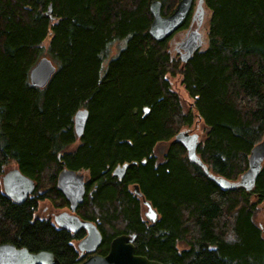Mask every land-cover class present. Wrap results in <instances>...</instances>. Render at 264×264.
Segmentation results:
<instances>
[{
    "label": "trees",
    "instance_id": "obj_1",
    "mask_svg": "<svg viewBox=\"0 0 264 264\" xmlns=\"http://www.w3.org/2000/svg\"><path fill=\"white\" fill-rule=\"evenodd\" d=\"M153 1L0 0V244L50 251L62 264L90 256L75 245L85 230L35 218L44 200L69 207L57 187L65 166L88 175L77 214L101 231L99 254L135 234L136 254L163 264H264V164L251 192L223 189L175 141L196 117L208 128L198 154L209 170L230 181L247 170L264 135V0H205L208 44L184 65L170 59V36L149 32ZM158 1L168 16L180 0ZM115 42L124 47L105 66ZM44 56L57 70L34 87L30 71ZM178 75L195 116L171 87L168 76ZM80 109L89 111L81 138ZM13 163L36 182L22 204L3 189ZM124 163L119 180L113 171ZM135 185L158 212L155 222L143 219Z\"/></svg>",
    "mask_w": 264,
    "mask_h": 264
},
{
    "label": "water",
    "instance_id": "obj_2",
    "mask_svg": "<svg viewBox=\"0 0 264 264\" xmlns=\"http://www.w3.org/2000/svg\"><path fill=\"white\" fill-rule=\"evenodd\" d=\"M195 0H180L175 10L168 16L162 15V4L155 0L150 5L153 15L149 32L151 36L162 41L168 38L185 21ZM196 12L199 13L200 21L206 15L207 8L205 0H196ZM47 14H52V6H49ZM202 39L197 32H192L190 38L181 42L180 50L186 52L183 62L187 63L197 52ZM57 67L47 56L41 58L30 71V83L34 87L44 88L51 81L56 73ZM89 119L88 109H80L74 116L75 132L81 138L84 135ZM175 141L181 143L187 150L191 162L201 166L209 178L215 180L223 189L244 188L251 192L258 181L264 164V135L261 142L253 147L248 160V168L237 181H230L221 176L213 174L198 154L201 144L200 135L191 130L185 129L175 136ZM60 158V157H59ZM132 165H137L134 161ZM130 163L118 165L113 171V176L122 180ZM5 194L15 203L22 204L35 192L36 182L24 175L19 168H14L5 173L2 179ZM59 191L65 196L69 203V209L54 216L55 224L72 233L81 230L86 231V236L78 243L81 256L91 254L87 259L78 264H163L157 260L149 259L144 255H137L135 249V234H123L114 238L110 244L109 252L106 255L97 253L100 248L103 235L97 225L88 220L82 219L77 210L84 202L87 194L86 174L69 169L64 166L60 171L57 180ZM135 194L139 196L148 207L149 213L158 219L159 215L152 203L145 198L139 185H135ZM0 264H62L59 258L50 251L31 252L27 248H19L11 243L0 244Z\"/></svg>",
    "mask_w": 264,
    "mask_h": 264
},
{
    "label": "rangeland",
    "instance_id": "obj_3",
    "mask_svg": "<svg viewBox=\"0 0 264 264\" xmlns=\"http://www.w3.org/2000/svg\"><path fill=\"white\" fill-rule=\"evenodd\" d=\"M209 19H210V13L207 12L205 15V24H206L205 36H206V41H207L206 46L208 44L207 35H208V29H209ZM48 44H49V41L48 40L45 41L44 45L46 47H48ZM124 44L125 43H123V42H115L114 44L111 45L110 51H109L110 52L109 57L105 61V66L108 64V61L111 58H113L119 54L120 50L124 47ZM177 63H179V62H177ZM168 79L171 83L172 89L180 96V98L183 102V105L185 107V111L189 115L195 116L194 110L192 107L194 99L190 97L185 86L183 85L182 77L180 75H178L176 77L168 76ZM184 129H188V130H191L193 132L198 133L200 135V140H202V141H204L207 138L208 128L205 126V124L202 121L198 120V118L196 119V117L193 121V124H191L190 126H185ZM168 148H169V143L164 142V143H160L157 145V147L155 148V155L157 158V163H160L164 160V156L167 153ZM17 167H18L17 164L13 163L8 169H6L5 173H7L11 169H14ZM86 179L88 180V175H86ZM2 184H3V182H2ZM130 190L134 194V186H131ZM137 197L140 199L142 217L146 222L150 223V221L145 217V212H148V207L145 204H143V202H142L143 200L139 196H137ZM67 208H57L53 205L51 200H44V201L40 202L38 210L35 213V218L41 219V220H50V221L54 222V216L56 214L62 212V211L68 210ZM78 242L79 241H75L76 246H77ZM186 248L187 247L184 244H180V249H186Z\"/></svg>",
    "mask_w": 264,
    "mask_h": 264
},
{
    "label": "flooded vegetation",
    "instance_id": "obj_4",
    "mask_svg": "<svg viewBox=\"0 0 264 264\" xmlns=\"http://www.w3.org/2000/svg\"><path fill=\"white\" fill-rule=\"evenodd\" d=\"M205 30H206L205 16L203 17V21L201 22L199 18V13L196 12V5H195L194 8L192 7L191 10L189 11L183 24L170 35L169 38L170 49L168 50V53L170 55L171 61L180 62L181 64H184L183 58L186 52L180 50L181 42H184L188 38H190L192 32L195 31L202 39V42L197 52L203 51L207 43ZM181 68H183V66H181ZM67 209H69V207ZM145 217L148 220H152L153 214L149 213L148 210V212H145ZM153 220L155 221L156 219L154 218Z\"/></svg>",
    "mask_w": 264,
    "mask_h": 264
},
{
    "label": "bare ground",
    "instance_id": "obj_5",
    "mask_svg": "<svg viewBox=\"0 0 264 264\" xmlns=\"http://www.w3.org/2000/svg\"><path fill=\"white\" fill-rule=\"evenodd\" d=\"M250 157V156H249ZM209 168V167H208ZM34 180V179H33ZM35 181V180H34ZM158 213V212H157ZM159 215V214H158Z\"/></svg>",
    "mask_w": 264,
    "mask_h": 264
}]
</instances>
